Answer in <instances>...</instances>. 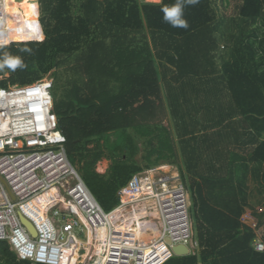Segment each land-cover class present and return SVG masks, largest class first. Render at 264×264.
<instances>
[{
    "label": "trees",
    "instance_id": "trees-1",
    "mask_svg": "<svg viewBox=\"0 0 264 264\" xmlns=\"http://www.w3.org/2000/svg\"><path fill=\"white\" fill-rule=\"evenodd\" d=\"M27 1L30 0H12L13 4L8 1L14 8L10 12L7 5L11 43L0 47V63L8 54L19 57L25 67L11 69L10 78L1 81L0 88L36 83L51 72L56 75L57 69L65 66L79 77L80 83L72 84L60 100H56L54 84V112L67 139L70 161L74 166H81L84 183L103 209L109 212L119 204L118 193L134 174L171 159L176 160L175 163L168 164L178 165L172 132L164 126L151 127L163 109L159 79L162 76L166 80L167 71L174 68L176 81H182L178 87L181 92L176 89L177 93H171L168 104L181 124L178 136L183 144L181 150L189 178L185 179L182 172L181 175L192 190V194L189 192L191 210L201 206L202 218L197 217L196 223L198 255L173 257L166 264H264V252L254 248L256 230L241 222L243 210H232L231 214L212 212L216 210L213 205L218 206V176L223 171L228 172L222 187L227 184L234 189L238 182L234 165L218 166V127H231L237 124V118L252 123V138L248 143L256 165L255 178H260L257 174L264 170V34L251 31L255 25L263 29L264 0H242L238 9L241 41L232 60L225 62L223 72L218 74L221 93L228 92L231 99L226 102L218 99V93L211 92L217 85L206 81V97L201 102L207 110L205 124L198 115H193L198 112L199 100L188 98L186 88L194 86V81L184 82L182 69L187 63L184 57L192 49L197 50L206 43L212 50L216 47L215 33L219 26L218 21L214 25L212 0H199L194 6L185 7L187 28L172 27L163 19L161 8L172 5L175 0H162L160 4L139 0H83V15L79 17L72 13V0H46V16L41 24L36 20V11L26 6ZM95 29H100L99 38ZM43 33L45 40L39 42L44 39ZM147 33L163 46L157 53L161 74L156 68ZM248 36L250 41L245 44ZM4 41L5 33L0 30V43ZM129 129L142 137H154L156 144L147 155L149 161L157 157L154 163L145 168L136 164V145ZM235 130L233 128L232 133L236 134ZM117 131L125 137L129 156L123 155L102 175L97 172V165L105 157L99 138ZM90 143L94 144L93 148L80 146ZM244 168L243 180L250 166ZM212 200L214 203H209ZM259 226L263 229L264 242V226ZM2 260L5 264H31L19 262L5 242H0Z\"/></svg>",
    "mask_w": 264,
    "mask_h": 264
},
{
    "label": "built area",
    "instance_id": "built-area-1",
    "mask_svg": "<svg viewBox=\"0 0 264 264\" xmlns=\"http://www.w3.org/2000/svg\"><path fill=\"white\" fill-rule=\"evenodd\" d=\"M53 88L52 80L0 88V242L31 264H166L177 246L198 255L179 169L165 163L134 174L105 211L68 157ZM241 222L256 230L263 253L260 223L249 214Z\"/></svg>",
    "mask_w": 264,
    "mask_h": 264
},
{
    "label": "rangeland",
    "instance_id": "rangeland-1",
    "mask_svg": "<svg viewBox=\"0 0 264 264\" xmlns=\"http://www.w3.org/2000/svg\"><path fill=\"white\" fill-rule=\"evenodd\" d=\"M8 1L9 0H6V3L8 5L10 12H12L14 8L10 7V5L8 4ZM10 1L12 2V0ZM139 1L141 3H147V4H160L162 2V0H160L159 2H153L149 0H139ZM45 2L46 0H30V1H27L26 3V6L28 8H31L33 11L34 10L36 11V14H37L36 20L39 22L44 16H46ZM83 3H84L83 0H72V13L74 17H79L83 15V8H82ZM212 3H213V8L215 10V16H216L214 25H216L218 21V26H219L218 32L215 33L216 47L215 49L212 50L211 49L212 46L210 47V44L206 43L205 45L203 44L202 46H200V48H198L197 50L192 49L191 52H189L188 55L184 57L185 61L187 62V63L185 62L186 66H183V69H182L183 74L181 73L182 76H184L182 79L184 82L186 80H191L192 82L194 80H202V82L204 81L203 84H206V81L208 82V80H218V74H221L224 70V63L232 60V54L235 52V49L238 48L240 44L241 29L238 27V24H239L238 23L239 22L238 9L242 3V0H226V1L212 0ZM35 5H38V8L35 7ZM262 23H263L262 30L259 27V25H255L252 27L251 31L256 32V33L258 32L260 33V35L264 34V21ZM95 30H96L95 34H97L99 38L100 29H95ZM9 31H10V28H9ZM43 32H44V29H43ZM44 40H45V34H44V39L38 40V41L42 42ZM247 41H250L249 36L245 38V44L247 43ZM8 43L9 44L11 43L10 38H9ZM148 43L150 45V48L153 54L155 55L156 68L158 72L161 74L162 71L160 67L159 57L157 56V53L163 50V46H161V41L154 40L152 36L149 34ZM9 44L2 45L0 47L8 46ZM139 44H140L139 46L142 45L141 42ZM133 47H137V45H134ZM10 70L11 68L7 66L0 68V82L3 80L6 81L7 79L10 78L11 76ZM215 70L216 72H214ZM173 75H176L175 71ZM42 80H52L54 82L56 86V92H55L56 100L63 99L66 95V92L70 90L72 84L80 83L79 77L73 72L69 71V69H67L66 66L60 69H57L56 75H52V72H51L49 75L45 76ZM161 81L162 80L160 78L159 83H160V91H161L160 93H161V98H162L161 101L163 103V109L158 112V115L156 117L157 121L151 127L157 128L158 126H164L172 132V136L174 138L176 148L178 150V158H177L178 165L177 166L175 165V167H178V169L179 168L182 169V171H184L185 179H188L189 175L186 172V165H184L183 163L182 154L180 151V148H183V144L179 142L180 138L178 136V128L181 126V124L176 119V117H174L173 114L171 113V108L167 101L166 82L163 81L161 83ZM203 84L200 85L199 87L203 88ZM204 87H206V85H204ZM187 95H188V98H194V96L191 95L190 92H188ZM203 99H204V96L201 95L200 101L202 100L201 101L202 103L204 101ZM197 103L200 104L199 102ZM205 118H206L205 116H200L199 117L200 122L202 121L205 124ZM186 120L190 123V117L189 118L187 117ZM128 132L130 135H132L135 141V145H136L135 154L136 155H135L134 161L136 162V164H138L140 167L145 168L151 165V163H154L157 160V157L154 156L149 161L148 156H147L152 145L156 144L154 137L153 136L142 137L138 135L137 133H135L133 129H129ZM237 135H240V134L232 133L230 135V140L237 137ZM99 139H101V144L103 146L105 157L97 165V172L103 175V174L108 173L111 165L114 162L120 160L123 155L129 156L128 155L129 151L125 150L126 140L122 132L120 131L105 134L104 136H101ZM80 146L81 148H85V146H87V148H93L94 144L93 143L86 144V145L81 144ZM175 161L176 160L171 159L168 162L175 163ZM255 166L256 165H254V167ZM75 167L79 172L81 171V166L76 165ZM204 167L207 169L206 166ZM260 167L263 168V166H260ZM203 172L206 174L205 170ZM239 173L240 174L243 173L242 167H239ZM263 173H264V170H260V175L257 174V176H259L260 178L258 179L259 181H255V195H254L253 204H252V207L243 214V217L247 214L252 215L253 218L256 219V223L259 222L260 224L264 226V180L262 178L264 175ZM187 185L188 186L186 187L188 189V192H191L192 194V190L189 184ZM209 203L213 204L214 200L210 201ZM213 206L216 210L214 211L212 210V212H215L216 214L218 213V211L220 213H223L221 210H218L217 205H213ZM200 209H201V206H198L197 208H192V210H190L196 236H197V230H196L197 217L199 219L202 218ZM0 264H5L4 260L0 261Z\"/></svg>",
    "mask_w": 264,
    "mask_h": 264
},
{
    "label": "crops",
    "instance_id": "crops-1",
    "mask_svg": "<svg viewBox=\"0 0 264 264\" xmlns=\"http://www.w3.org/2000/svg\"><path fill=\"white\" fill-rule=\"evenodd\" d=\"M3 2V0H2ZM10 35V34H9ZM10 38V37H9ZM162 70V69H161ZM216 72V70L214 71ZM174 73V68H172V71H167V78H161V83L164 81L166 82V87L168 88L167 91V101L168 97L171 93H177V91L181 92L180 88H178L181 85V82L176 81ZM212 85L216 86V89L212 88L211 92H217L218 99L221 101L226 102L229 101L231 98L226 91H220L221 86H218V80H211ZM204 82V81H203ZM202 80H194L193 85L191 87L186 88V92H190L191 95L194 96L193 100H199L200 104H197L198 111L197 113L193 115L200 116H206L207 110L204 109L206 106L201 104L200 97L201 95L204 96V99L206 97V87H204ZM203 84V88H200L199 86ZM183 91V89H182ZM165 95V93H164ZM198 95V97H196ZM203 99V100H204ZM183 101V100H182ZM237 124L224 128L219 129L218 127V166L219 165H225L230 164L234 165L235 171H237V174L235 176L236 180V187L233 189V187L226 184V187H222L224 185L223 181L225 178V174L228 173L226 171H223L221 176H218V210H221L222 212H226L228 214L232 213V210H238L242 209L243 214L252 207L254 195H255V181H259V178H255V167L254 162L252 161V147L249 145L248 141L251 140L252 136L250 133L253 132L252 123L250 122H244V119L237 118L236 119ZM233 128H235L236 133H239L240 135H237L234 139L230 140V135L233 132ZM221 133V136L219 134ZM231 133V134H230ZM239 136V137H238ZM264 139V135L263 138ZM248 143V144H247ZM182 148H180L181 154H182ZM183 163H185V157H183ZM178 161V160H177ZM205 162V157H203L202 163ZM250 166L249 170H246V178H244V173H239V167L243 168V171L245 170L244 166ZM175 166V165H174ZM177 166V165H176ZM178 168V167H177ZM179 171L184 173L182 169L179 168ZM219 175V174H218ZM264 180V179H263Z\"/></svg>",
    "mask_w": 264,
    "mask_h": 264
},
{
    "label": "clouds",
    "instance_id": "clouds-1",
    "mask_svg": "<svg viewBox=\"0 0 264 264\" xmlns=\"http://www.w3.org/2000/svg\"><path fill=\"white\" fill-rule=\"evenodd\" d=\"M199 3V0H175V3L172 5H164L161 8V11L164 13L163 19L165 22L169 23L172 27L187 28L188 21L184 18V9L185 7L191 5L194 6ZM38 8V5H35ZM43 38L42 36L40 37ZM25 51H30L25 49ZM7 66L12 70H15L17 67H25L23 62L19 57H12L8 54H5L2 63H0V68Z\"/></svg>",
    "mask_w": 264,
    "mask_h": 264
},
{
    "label": "bare ground",
    "instance_id": "bare-ground-1",
    "mask_svg": "<svg viewBox=\"0 0 264 264\" xmlns=\"http://www.w3.org/2000/svg\"><path fill=\"white\" fill-rule=\"evenodd\" d=\"M3 4V8L0 9V30L2 32L5 33V41L2 43H0L1 45H6L8 44L9 40H8V18H7V3L6 0H3V2L0 3ZM12 26V25H11ZM10 26V27H11ZM10 37H11V33H10Z\"/></svg>",
    "mask_w": 264,
    "mask_h": 264
},
{
    "label": "water",
    "instance_id": "water-1",
    "mask_svg": "<svg viewBox=\"0 0 264 264\" xmlns=\"http://www.w3.org/2000/svg\"><path fill=\"white\" fill-rule=\"evenodd\" d=\"M0 180L3 182L4 185L7 186L6 182L3 180V178L0 177ZM24 224L28 226V228L35 234V230L30 222H28L25 218L22 219ZM174 252L178 257H185L189 255V250L184 246H177L174 247Z\"/></svg>",
    "mask_w": 264,
    "mask_h": 264
}]
</instances>
